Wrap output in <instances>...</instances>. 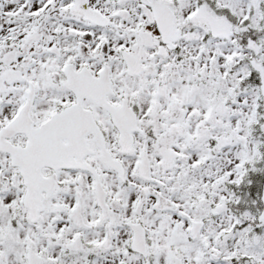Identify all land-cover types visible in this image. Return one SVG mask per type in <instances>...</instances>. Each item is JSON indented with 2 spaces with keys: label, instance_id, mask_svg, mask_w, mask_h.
<instances>
[{
  "label": "snow or ice",
  "instance_id": "1",
  "mask_svg": "<svg viewBox=\"0 0 264 264\" xmlns=\"http://www.w3.org/2000/svg\"><path fill=\"white\" fill-rule=\"evenodd\" d=\"M0 264H264V0H0Z\"/></svg>",
  "mask_w": 264,
  "mask_h": 264
}]
</instances>
